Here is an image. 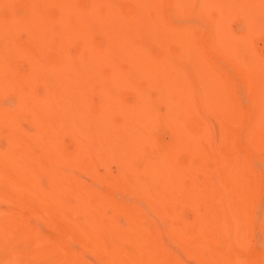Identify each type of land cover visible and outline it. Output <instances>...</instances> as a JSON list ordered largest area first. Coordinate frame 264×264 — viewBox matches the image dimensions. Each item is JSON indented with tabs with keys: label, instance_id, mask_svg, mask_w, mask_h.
<instances>
[{
	"label": "bare ground",
	"instance_id": "1",
	"mask_svg": "<svg viewBox=\"0 0 264 264\" xmlns=\"http://www.w3.org/2000/svg\"><path fill=\"white\" fill-rule=\"evenodd\" d=\"M171 3L0 0V264H264V0Z\"/></svg>",
	"mask_w": 264,
	"mask_h": 264
},
{
	"label": "rangeland",
	"instance_id": "2",
	"mask_svg": "<svg viewBox=\"0 0 264 264\" xmlns=\"http://www.w3.org/2000/svg\"><path fill=\"white\" fill-rule=\"evenodd\" d=\"M172 2V0H163V3H164V5H165V7H166V9H165V11L167 12V9H168V11H170L169 9V6H170V4H172L171 3ZM123 4H124V6L125 5H129V3L127 4V2H123ZM200 16H202L203 17V19H200V18H202V17H200ZM200 16H197L196 17V15H195V18L194 19H196L197 20V23H200V26H201V28H203V29H201L202 30V35L204 36V38L206 39L207 37H208V35L211 33L210 32V27L207 25V19H206V17L204 16V15H200ZM190 18H188L187 17V19H185L186 21H188ZM206 19V23L204 22V20ZM192 21H195V20H193V19H191ZM203 20V21H202ZM192 21H189V22H187V23H190V22H192ZM185 22V21H184ZM194 23V22H193ZM196 23V22H195ZM202 23V24H201ZM205 23V24H204ZM237 23V22H236ZM236 23H233L231 26H232V28H234L235 29V31H234V29H233V31L234 32H236V29H237V27L238 26H240V27H238V29H237V31L238 32H236V33H242L243 32V29H244V27H243V25H235ZM235 25V26H234ZM210 29L209 31H208V29ZM205 29V30H204ZM206 32V33H205ZM209 32V33H208ZM204 33H205V35H204ZM208 34V35H207ZM212 34H210V36H211ZM252 42V41H251ZM253 43V44H252ZM251 44L252 45H250V46H254V47H251V49L252 48H254L255 50H253L252 49V51H253V54H255V56H257L258 54L259 55H261V56H259V57H262V56H264V36L263 35H256V36H254V38H253V42H252ZM257 50V51H256ZM254 51H256V53L254 52ZM258 52H260V53H262V54H260V53H258ZM258 53V54H257ZM257 54V55H256ZM217 55V54H216ZM215 55V56H216ZM216 58V61H218L219 62V64H221L222 66H224L225 67V65L228 67V68H226L227 70H226V72H228V74H229V77H231V80L233 81V77L235 78V80L233 81L234 83H235V86L236 87H238V86H241L240 88H239V90H240V92L242 93V96H241V93H240V96H241V102H242V105H243V108H244V110L245 111H251V110H255V105H254V102H252L253 101V99H252V97H251V91H249L250 89V87H248L247 89H249L248 91H249V93H248V91L246 90V88H245V86L244 85H241L242 84V80H241V82H240V79H241V74H239V73H237V71H239V70H235V69H237L236 67H229V65H228V63H226L225 62V60H223V59H221L220 58V56H218V58H217V56L215 57ZM224 61V62H223ZM224 64V65H223ZM233 68H235V69H233ZM236 72H235V71ZM227 74V75H228ZM240 75V76H239ZM240 78V79H239ZM237 80V81H236ZM241 83V84H240ZM238 84V85H237ZM243 86V87H242ZM247 87V86H246ZM246 90H244V89ZM245 92H246V94H245ZM246 95V96H244V94ZM247 97L249 98V100L247 99ZM151 98H153V94L151 95ZM243 99V100H242ZM252 99V100H251ZM246 100V101H245ZM244 101V102H243ZM249 101V102H248ZM250 102H252L253 104H252V106H250ZM249 104V105H248ZM245 105V106H244ZM162 136L163 137H165V138H167V136H168V134L166 133V135L164 134V133H162ZM65 143H67V145L68 146H71V143L69 142V140L68 139H65V141H64ZM262 161V163H261V161ZM255 161L257 162L256 164H257V166H258V168H260V170H259V176H261V175H263V177H262V183L264 184V159L263 158H261V157H257V159H255ZM260 162V163H259ZM259 164V165H258ZM263 164V165H262ZM100 167H98L97 166V168H98V171H99V173H103L104 171H105V168H106V170H108L109 171V173H111V174H115L116 173V171H117V166H116V164L114 163V162H109V163H107L106 164V166H103V165H99ZM116 166V167H115ZM261 168H263V169H261ZM260 172H262V173H260ZM259 247H252L248 252H246L245 253V256H246V258L249 260V261H253V262H258L259 260H260V255H259Z\"/></svg>",
	"mask_w": 264,
	"mask_h": 264
}]
</instances>
